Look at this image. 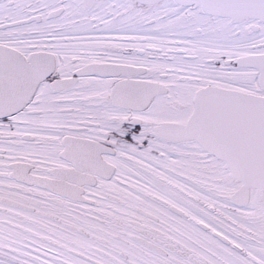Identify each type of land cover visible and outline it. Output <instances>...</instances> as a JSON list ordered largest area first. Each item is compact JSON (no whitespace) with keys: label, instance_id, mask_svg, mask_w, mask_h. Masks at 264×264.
<instances>
[{"label":"snow or ice","instance_id":"snow-or-ice-1","mask_svg":"<svg viewBox=\"0 0 264 264\" xmlns=\"http://www.w3.org/2000/svg\"><path fill=\"white\" fill-rule=\"evenodd\" d=\"M0 264H264V0H0Z\"/></svg>","mask_w":264,"mask_h":264}]
</instances>
